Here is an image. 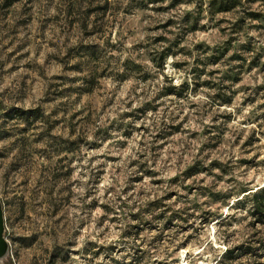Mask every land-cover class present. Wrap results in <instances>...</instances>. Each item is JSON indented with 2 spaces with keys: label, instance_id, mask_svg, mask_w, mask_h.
<instances>
[{
  "label": "rangeland",
  "instance_id": "rangeland-1",
  "mask_svg": "<svg viewBox=\"0 0 264 264\" xmlns=\"http://www.w3.org/2000/svg\"><path fill=\"white\" fill-rule=\"evenodd\" d=\"M0 104L2 264H264V0H0Z\"/></svg>",
  "mask_w": 264,
  "mask_h": 264
},
{
  "label": "trees",
  "instance_id": "trees-1",
  "mask_svg": "<svg viewBox=\"0 0 264 264\" xmlns=\"http://www.w3.org/2000/svg\"><path fill=\"white\" fill-rule=\"evenodd\" d=\"M2 108L3 106L0 104V110ZM13 111L21 117L28 114V112L23 109H14ZM250 201L252 202L254 211L264 216V186L251 194Z\"/></svg>",
  "mask_w": 264,
  "mask_h": 264
},
{
  "label": "water",
  "instance_id": "water-1",
  "mask_svg": "<svg viewBox=\"0 0 264 264\" xmlns=\"http://www.w3.org/2000/svg\"><path fill=\"white\" fill-rule=\"evenodd\" d=\"M9 254V244L5 235L3 208L0 200V264Z\"/></svg>",
  "mask_w": 264,
  "mask_h": 264
}]
</instances>
